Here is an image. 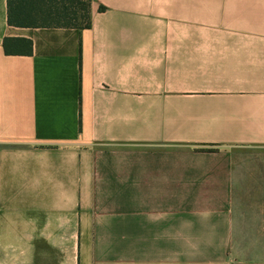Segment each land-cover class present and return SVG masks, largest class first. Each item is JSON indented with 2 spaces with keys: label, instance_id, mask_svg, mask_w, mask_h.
Segmentation results:
<instances>
[{
  "label": "crops",
  "instance_id": "crops-1",
  "mask_svg": "<svg viewBox=\"0 0 264 264\" xmlns=\"http://www.w3.org/2000/svg\"><path fill=\"white\" fill-rule=\"evenodd\" d=\"M209 1L91 0L81 30L0 0V264H264V0L177 40Z\"/></svg>",
  "mask_w": 264,
  "mask_h": 264
},
{
  "label": "trees",
  "instance_id": "trees-1",
  "mask_svg": "<svg viewBox=\"0 0 264 264\" xmlns=\"http://www.w3.org/2000/svg\"><path fill=\"white\" fill-rule=\"evenodd\" d=\"M91 0H7V23L18 28L90 27ZM103 8L101 7V10ZM7 55H30L31 41L5 39Z\"/></svg>",
  "mask_w": 264,
  "mask_h": 264
},
{
  "label": "rangeland",
  "instance_id": "rangeland-1",
  "mask_svg": "<svg viewBox=\"0 0 264 264\" xmlns=\"http://www.w3.org/2000/svg\"><path fill=\"white\" fill-rule=\"evenodd\" d=\"M211 1L208 2L209 10H208L207 17L193 18V22L197 21L198 23L196 25H193L192 29L196 31H201V32H193L191 34L177 35V40H191V41H216L217 40V37L219 35L217 33V27H216L215 2L214 0H211Z\"/></svg>",
  "mask_w": 264,
  "mask_h": 264
}]
</instances>
